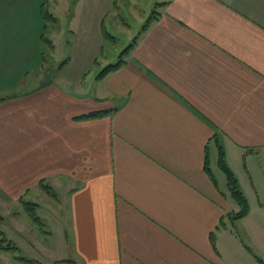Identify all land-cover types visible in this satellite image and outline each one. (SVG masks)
<instances>
[{
  "label": "crops",
  "instance_id": "crops-1",
  "mask_svg": "<svg viewBox=\"0 0 264 264\" xmlns=\"http://www.w3.org/2000/svg\"><path fill=\"white\" fill-rule=\"evenodd\" d=\"M49 1L0 0V228L20 253L264 264V0H164L117 70L34 85ZM218 144L249 202L234 221ZM0 264L31 263L0 249Z\"/></svg>",
  "mask_w": 264,
  "mask_h": 264
},
{
  "label": "rangeland",
  "instance_id": "rangeland-1",
  "mask_svg": "<svg viewBox=\"0 0 264 264\" xmlns=\"http://www.w3.org/2000/svg\"><path fill=\"white\" fill-rule=\"evenodd\" d=\"M163 1L59 0L63 9L57 10V23L49 24L47 29L53 46L50 49L48 46L44 47L45 62L34 73L37 76L34 85L53 79L55 75L65 79L85 78L86 82L97 81L99 72L109 63L120 59L123 50L132 43L147 18L157 14L156 11L160 10ZM53 3L54 0L49 1V11L51 12V8L55 13L57 8ZM103 22L114 35L113 40L104 38ZM66 59L68 63L62 69L60 64ZM66 86L71 87L69 84ZM218 174L221 175L220 172ZM49 197L58 198L50 195ZM23 214L29 215L25 211ZM45 230L49 233V230Z\"/></svg>",
  "mask_w": 264,
  "mask_h": 264
},
{
  "label": "trees",
  "instance_id": "trees-1",
  "mask_svg": "<svg viewBox=\"0 0 264 264\" xmlns=\"http://www.w3.org/2000/svg\"><path fill=\"white\" fill-rule=\"evenodd\" d=\"M164 3V2H163ZM162 4V3H161ZM157 14H152L150 15L146 22L143 24L142 29L140 30V32L144 31L150 24L152 21H154L157 17H158V13L159 11H156ZM154 13V12H153ZM42 15L44 20L47 22V25H45V30L42 33L41 36V42L42 44L45 46H48L49 49L52 48L53 43L51 38L48 37V25L49 24H55L58 21V18L49 11L48 7L46 6V3L42 6ZM139 32V33H140ZM102 34L104 36V38L106 40H113L114 39V35L109 32V30L107 29L106 25L104 24V22L102 23ZM137 38L138 36H136L132 43L126 47L121 56L120 59L115 62V63H109L108 65H106L97 75L98 79L103 78L104 76H106L107 74L117 70L120 66H122V64L125 62V56L127 55V53L130 51V49L135 45V43L137 42ZM42 63L45 62V54L46 52L43 51L42 53ZM68 63V59L64 60L63 62H61L60 67L63 69L66 64ZM59 67V68H60ZM60 68V69H61ZM105 114L104 112L101 111H93L87 115H85L84 117H94V116H100ZM219 147V158H218V166L219 168L225 173L226 175V179H227V186H228V190L230 195L232 196V198L238 203V205L240 206V210L236 213H229L228 216L229 218L234 221L236 219L242 218L243 216H245L248 211H249V202L247 200V197L245 196L243 190L240 187L239 181L235 175V173L233 172V170L229 167V165L226 162L225 159V153L224 150L222 148V146L220 144H218ZM205 170L207 171L209 177L211 178V180L216 184L217 183V179L214 176L209 162H208V157L207 160L205 162ZM39 186L45 190L50 196H54L57 197V193L55 192V190H53L52 186L48 183H46L44 180H41L39 182ZM25 210L27 211V213L30 215L32 221L35 223V225H37L39 227V229L43 232V233H47L45 230V224L42 221V219L37 215L36 213V203H32V202H28V201H22ZM3 221V216L0 215V222ZM48 234V233H47ZM0 249L4 250V251H9L15 254V258L22 261V262H28L31 264H40L38 261L32 260V259H28L25 256H23L20 253V249L19 247L13 243L8 237H6L5 233L0 230Z\"/></svg>",
  "mask_w": 264,
  "mask_h": 264
}]
</instances>
